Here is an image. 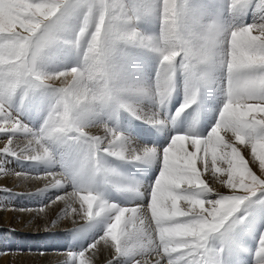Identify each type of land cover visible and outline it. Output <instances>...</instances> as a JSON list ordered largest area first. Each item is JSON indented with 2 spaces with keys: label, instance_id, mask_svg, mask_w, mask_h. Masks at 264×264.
Instances as JSON below:
<instances>
[{
  "label": "snow or ice",
  "instance_id": "snow-or-ice-1",
  "mask_svg": "<svg viewBox=\"0 0 264 264\" xmlns=\"http://www.w3.org/2000/svg\"><path fill=\"white\" fill-rule=\"evenodd\" d=\"M232 2L221 0V10L226 8L229 13ZM101 5L108 14L118 6L125 9L126 15L114 21L117 25L126 23L137 28L145 15L159 20L158 36H146L138 30L129 45L150 49L158 56L152 95L160 108L174 91L178 73L186 84L185 102L177 114L196 102L207 77L195 69L187 46L168 43L182 15L191 13L193 19L199 18L189 0H0V135L6 138L0 148V167L6 157L49 167L58 163L59 170H45V175L32 177L47 181L39 191H64L51 203L64 202L66 216L82 213L87 220L107 218L99 240L78 253L69 251L66 264H77L78 258L79 264H84L85 252L101 241L110 246L115 257H129L130 264H152L148 259L151 256L157 257L154 264H217L209 238L218 234L227 242L233 229L243 222L244 218L237 216L241 206L257 193H264V32L258 33L253 27L264 21V0H245L236 18L238 28L218 21L213 29L214 34L223 35L225 52L220 67L225 102L211 132L205 138L177 134L162 150L134 147L115 128L95 119L125 108L138 119L162 122L159 112L146 114L124 102V94L133 89L122 84L118 91L115 89L119 79L116 67L99 45L100 34L93 39L82 15L84 10L94 12ZM249 8L254 19L246 24L243 18ZM66 17L79 21L70 43L81 59L68 69L42 70L45 53L62 39ZM92 23H96L95 16ZM90 57H95V64H90ZM38 90L50 93L52 99L41 126L34 129L20 119V112ZM114 96L119 97V103ZM35 104L39 113L43 101L37 98ZM93 127H102L104 135H92L89 129ZM221 132H231L232 138L226 140ZM20 136L26 143L14 147V140ZM237 142L251 149L253 162H259V174L249 167ZM74 146L84 149L77 158L60 155L55 159V149L71 151ZM105 154L118 159L160 161L158 178L145 192L128 189L135 191L142 202L127 207L104 198L92 177L94 162L103 160ZM209 172L226 192L216 190L203 178ZM97 175H103L108 183L117 174L104 169ZM76 203L79 209L73 207ZM258 255L264 261V236Z\"/></svg>",
  "mask_w": 264,
  "mask_h": 264
},
{
  "label": "rangeland",
  "instance_id": "rangeland-1",
  "mask_svg": "<svg viewBox=\"0 0 264 264\" xmlns=\"http://www.w3.org/2000/svg\"><path fill=\"white\" fill-rule=\"evenodd\" d=\"M196 2L197 3L199 2V4H200V5L198 4V10L199 11H200V9L202 7L206 8V7L210 6V3H208L209 0H207V1L206 0H203V1L202 0L201 1L200 0H189V4H190L191 7H193L194 6L193 4L196 3ZM213 2H216V4L218 5V7L215 10V12H213V15L214 16L215 15L219 16V18H221V19L218 18V21L220 23L224 24V25H227L228 23H230L231 22V17L229 15V13L227 12L226 8L224 10H222L223 11V16H222V11H221V8H220L221 0H213ZM256 2H258V0H256ZM145 16H149L147 18L150 19L152 22H154L153 31L150 32V31H146L144 28H141L142 26H140V21L137 24V28H138V30H141L144 33V35L152 36V34L155 32V29L157 28L156 25H158V27H159L160 26V22H159L158 19L154 18L151 15H145ZM200 17L201 18H207V17H210V15H207V17H204V15H202L200 13ZM243 19H244V22L246 24H251L253 22L254 12H253L252 8H249L247 14L244 16ZM148 22H150V21H148ZM78 23H79L78 19L76 17H73L66 24L65 29L70 27L67 30L74 31V29L77 27ZM67 30L63 32V33H65V38L67 37V34H68ZM159 31H160V28L155 33L156 36L159 35ZM71 38H73V34L72 33L69 35V38H67V40L66 39L63 40V38H62L61 41L57 42L55 45H53L45 53L44 60H43V62L41 64L42 70H45V71H52V70L53 71H57V70L63 69L62 67H59V66H56L55 69H54V66L52 68V63L50 65L51 69H47L46 55H49L51 50L53 48H56V46L58 44H59L58 47L62 46L61 48H63L64 46L62 44L66 43V42H70L72 40ZM72 48H75V47L72 46ZM56 52L58 53V51H56ZM56 52L51 53V55H53L54 53L56 54ZM129 52H130V55H129ZM131 52H132V54H131ZM138 53H139V55H138ZM153 53H154V51H152L150 49L141 48V47L129 48V46H127L125 44H121V45L118 46V52H117V56H116V60H115V62H116L115 67H116V71H117L118 77H119L118 81L120 80L119 81L120 83L123 82V81L125 82V80L128 79V77L132 81L135 82V77L134 76L136 75L138 80H140V77H142L145 85H147V87H144L147 90V93H146L147 95L144 94L143 98L141 97V99H140L143 104L139 105L138 101L135 100V99H132V100L127 99V101H128L127 102L126 101V95L127 94L125 95V98H124L125 101L124 102L128 103V104H135L134 106H138V110H140V111H145V110L148 109L150 113H147V114H151V113H154V112H159L160 113V120L162 121V119H161L162 118V114L161 113L165 111L164 110L165 106L163 108H160V106L156 102L154 96L152 95V90L154 89L155 79H156V74H157V68H158V63H159V59H158L157 54L153 55ZM135 55H138L139 58L134 59ZM51 60H52V58H51ZM129 70H131L130 71L131 73H129ZM142 75H144L146 78H144ZM181 75L182 74L178 73L177 74V78L175 80V88L177 90L178 89H183L184 86H185V83L184 84H180L179 83V79H180ZM220 75H222V77H223L222 73H220ZM182 77H183V75H182ZM211 79H214L212 83H208L207 84L205 81L204 82L207 85H212L213 84V94L210 95L209 94L210 90L208 91V90L204 89L203 90L204 91V95L209 94V100L210 101L215 103L218 100H220V103H221L222 100H224V97L221 96V92L219 91V88H218V85H219L218 82L222 83L221 79H219V74L218 73H212L211 74ZM58 83L59 82H57V84ZM221 90H222V86H221ZM148 94H149V96H148ZM217 94H218V96H217ZM184 95H185V93H184ZM37 98H39L40 100L45 102L42 105V111H40L39 113H38V110H36L37 106L35 104V101L37 100ZM169 98L175 104L174 109L170 113L171 117H172V120H173L174 118H176L177 115L182 113V111H181V112H179V114H177L178 110L181 109V107L183 106V103L179 99H177L176 97H173L172 95ZM51 99H52L51 98V94L50 93H45L42 90H38L37 92L33 93L32 95L29 96L28 100L25 102V105L21 108L20 119L25 124L28 123V126L31 127V128H34V129L39 128L41 126L42 121H43L42 119L47 114V110H48L49 103H50ZM44 104L46 105V108L44 107ZM118 109H120V108H118ZM214 109H217V107L215 106ZM37 115H39L40 117L38 118ZM101 116H102V114H101ZM101 116H100V118H101ZM111 116H112V121L111 122H110L109 117L107 115H106L105 118L104 117L101 118L102 121H100V122H106V123L108 122L107 124L110 127L115 128L121 134L125 133V132H127V133L130 132L131 134H134L133 130L130 129L129 125H130V123H131V121L133 119H135L137 121L139 120L137 118V116L133 115L130 111H128L125 108H124L123 112L122 111H118V110H116L115 112H112ZM119 117H121V118H119ZM140 120H143V119H140ZM150 124H152L154 127H156V125H158V124H155V123H150ZM93 128H95V127H93ZM93 128H90L89 132H91V130ZM167 128H169V127H167ZM227 134H226L227 135L226 136L224 132H221V135L225 136L226 140L229 139V137H231V132H228ZM92 135H94V134H92ZM124 137H129L130 139L133 140V142H135L136 144L141 146V144L138 143L136 140H134L132 137H130V136H124ZM16 139H20V137H18ZM5 143H6V138L3 137L2 135H0V148H3ZM83 150H84L83 146H74L71 151L66 150L63 147H60V148L55 149V152L57 153V156L55 157V159L58 160L60 155H63L67 159H75L76 157H78L81 154V152ZM249 154L251 155V149L249 147H246V150L241 152V155L244 156L245 160L247 158V155H249ZM103 156L106 157L107 155L105 154ZM103 160H104L105 163L107 162L106 159H103ZM129 161H127V162H129ZM149 161L150 160H142V161H135V162H137V163L138 162L148 163ZM26 162H23V161H20V160H16L13 157L4 158L3 167H0V177L1 176H10L12 178H14V177L18 178L20 176L16 175L17 172H21L22 173L21 177L22 176H30V175H34V176H38V175L39 176H43V175H45L44 172H45V170H47L45 168L46 164H44V163H36V162H31V161H26ZM255 162L257 164L259 163L258 161H255ZM30 163H32V164H30ZM248 164H249V167H251L253 169V171H256L257 174H259V170H258L259 168L257 169L256 167H252L253 164L252 165L250 163H248ZM52 165H53V170H59L58 163L54 162ZM106 165L109 168H111V165H109V164H106ZM257 167H259V166L257 165ZM103 184L104 183L101 184L100 188H102ZM105 184L108 185L109 188L113 189L112 193L114 195L113 196L103 195V196H104V198H108L107 200H109V201L111 200L110 202H112L114 197L117 195V189L118 188H116V185L114 186L112 184V181L108 182V183H105ZM140 186L141 185H137V183H136L134 188L141 189ZM109 188H106L103 192L107 193ZM9 189H10V191L12 190L11 188H9ZM69 189L71 191V188H69ZM10 191H7L5 188H4V190H3V188H0V196L4 199L3 202L0 201V206L2 207V211L4 213L1 216V218L7 219V217H5V214L8 213V209L13 207V205L15 206V209H17L19 211L18 214L21 217H23V218L28 217L30 215V213L33 214L32 209H34L35 205H33L31 203H27V200H26L27 198L26 197L21 199V198H18L17 193H14L13 195H16V197H17L19 202H18V204L10 203L11 202L10 198L12 197V195H11L12 193H10ZM49 196L50 195H48L47 197H49ZM53 198L54 197H51V198L49 197V199H47L46 201L41 203L39 205L40 208L41 209L42 208H51L52 204H50V203H51V200ZM255 199L256 200L259 199L258 194H256L255 196L250 197V199L248 201H246L243 205H245V206L246 205H250V204H252L253 200H255ZM136 200H137V198H136ZM21 201H24L25 203L23 204ZM129 203H130L129 207L135 206L134 205L135 203H133L131 201ZM124 206H126V205H124ZM74 207H76V206H74ZM77 209H79V208H77ZM246 210L248 211V210H251V209L248 208ZM49 211H50V213L54 212L53 210H49ZM251 211H253V210H251ZM75 215H78V214H76V213L70 214V215H67L66 218H70L71 220H73ZM244 215H245V213H242L239 216L243 217ZM51 217L52 216L50 214H48V215H46L45 219L50 220ZM95 219L96 218H93L91 220L90 224L86 225V227L84 229L83 228L76 229L75 231L67 230L68 234H62L61 236L56 238L55 240L58 241V243H56L58 245V247H55L56 249L54 247H49V248L47 247L44 250L42 248H39L45 242V238L46 237L43 238L44 240H41V241H38V242H36V240H34V241H31V240L29 241L28 240V241H25V242H23L21 244H16V245L14 244V246L13 245L11 246L10 245L11 243L8 245L7 241L2 239V240H0V242H1L0 243L1 244L0 245V261H1V259L4 256H6L7 253H11L12 256H14L16 253L22 254V255H30L31 253H32V255L41 254V256L43 255V253H48V254H55L56 253L57 254L58 252H62V253H65L66 256H67L69 251L74 252V253H78V252H80V251H82L84 249H87L92 243L95 242V240H99V237L104 233L105 229L103 227H100V225H98L95 222ZM20 220L23 221L22 219H20ZM6 225H10V221L8 222V224L6 223ZM17 225H19V224H17ZM239 226H243L245 228L247 227V226H244L243 224H239ZM7 230L8 231H6V232L10 233V231H9L10 229L8 228ZM257 235H259V236H256V238L258 240H260L261 239L260 236L261 235L264 236V231H263V233L261 235L260 234H257ZM3 236L5 237V236H9V235L7 233H5ZM212 237L218 238V236H216V234H213ZM47 242L49 243V242H51V240H47ZM62 242H63V244H62ZM101 243H103V245H101ZM99 244H100V246L102 248L100 253L104 252L105 253L104 255L109 256V250L107 249L106 244L103 241H101ZM229 245H228V248H229ZM18 247H20V248H18ZM62 247H63V249H62ZM96 248H97V246H96ZM255 250L259 251V244H257ZM98 251H99L98 249L95 251V248L86 251L85 252V256L82 258L84 260V264H103L102 263L103 260H102V258H100L101 255L99 254ZM249 254H250V252L247 255H249ZM80 259L81 258H78L77 264H79ZM120 260L121 261H118V264L120 262H122V264H125V263H123L124 260H122V259H120ZM262 262H264V261L261 260L259 262V264H262ZM126 264H130V259L126 261Z\"/></svg>",
  "mask_w": 264,
  "mask_h": 264
},
{
  "label": "bare ground",
  "instance_id": "bare-ground-1",
  "mask_svg": "<svg viewBox=\"0 0 264 264\" xmlns=\"http://www.w3.org/2000/svg\"><path fill=\"white\" fill-rule=\"evenodd\" d=\"M208 3H210V6H208L206 8L202 7L200 9V11L198 10L199 2L194 3L193 4L194 6L191 8L193 9V11L196 13V15L198 17H200V13H201L202 15H204V17H207V15H210V17H207L204 19L215 18L218 20L219 16L213 15V12H215L218 5L216 4V2H213V0H209ZM142 24L145 25L146 28H148L149 26L150 27L152 26L151 22H148V21L143 22ZM80 55H81L80 52L76 48H72L71 45L67 44L63 48H60V51L58 53L56 52V54L55 53L53 54L52 63L56 64V65L58 64L57 66H59V65H62V62H64L65 64L71 65V67H73L79 63ZM56 65H54V69H55ZM71 67L69 66V68H71ZM62 68L63 69H61V70L65 69L64 67H62ZM131 70H129V73H131L130 72ZM142 76L144 78H146L144 75H142ZM134 77H135V82L132 81L129 77L126 80L124 79L125 82L122 80L123 81V82H121L122 85H125V86L133 89V91L125 93L123 99L125 98V95L127 94L126 95V101H127V99H130V100L135 99L138 101V104L141 105L143 103L141 102L140 99H141V97L143 98V95L147 93V90L144 88V87H147V85H145L142 77H140V80L137 79L136 75ZM213 80L214 79H211V75H210L209 77H207L205 82L208 84V83H212ZM148 96H149V94H148ZM124 101H125V99H124ZM43 103H45V102H43ZM130 105H132L134 108H136L138 110V106H134L135 104H130ZM18 106H19V104H18ZM44 107L46 108L45 104H44ZM138 111H140V110H138ZM142 112L146 113V114L150 113L148 109L145 111H142ZM37 117L39 118L40 116L37 115ZM95 119L98 122L101 121L100 116L96 117ZM27 125H28V123H27ZM90 133L94 134V135H100V136L104 135V131H103L102 127H95L91 130ZM125 138L127 140L131 141V143L134 147L139 146L138 144L133 142V140L130 139L129 137H125ZM25 143H26V139L23 136H20V139L14 140L13 146L14 147H16V146L23 147V145ZM139 147H144V146L142 145ZM237 147H238L239 151H241V152L246 150V146L243 144H239L238 142H237ZM247 158H246V161L248 163H250L251 165L253 164L252 167H256L257 169L259 168V167H257V165L259 166V163L257 164L256 162H253V158L250 154L247 155ZM23 162H26V161H23ZM30 164H32V163H30ZM45 168L47 170H53V165L51 167H49V165L46 164ZM110 169H112V168H110ZM115 173L117 175H116V177H114L112 179V183L121 186L122 185V177H121L122 175L119 172V169H116ZM32 177H35V176L34 175L22 176V177L20 176L18 178H16V177L12 178L10 176H1L0 177V188H3V190L5 188L7 191H10L9 188L12 189L10 191V193H12L11 194L12 197L10 198L11 202L9 201L10 203L18 204L19 201H18L16 195H13L14 193H17L18 198L23 199L24 197H26L27 203H31V204L35 205L34 209H32L33 214L30 213V215L26 218H23L18 214L19 211L17 209H15L14 205H13V207H11L9 205L11 208H9L8 213L5 214V217H7V219L1 218V216L4 213L2 211V207L0 206V240H2V239L6 240L8 245L11 243L10 245L14 246V244L15 245L21 244V243L28 241V240L29 241L30 240L31 241L36 240V242H38V241L44 240L43 238L46 237L45 242L39 248H42L44 250L47 247L48 248L49 247H54V248L58 247V245L56 244V243H58V241L55 240L56 238H58L62 234H68L67 230L75 231L76 229H81V228L84 229L86 227V225L90 224L91 220L83 219L82 213L75 215L73 220H71L70 218H66V215L64 214V209L67 207V205L64 202L50 203V204H52L51 208H42L43 210L41 211L40 210L41 208L39 206L41 203H43L44 201L49 199V197L50 198L54 197L56 194L64 195L65 192L64 191L57 192V190H49L47 192H41L39 190L44 188L47 181L33 179ZM203 178L206 179V181L209 183V185L214 187L216 190H222L225 192L227 191V189H225L219 183V181L211 175L210 172L204 173ZM98 185H100V183ZM116 188H118V187H116ZM67 191H70V189L68 188ZM48 195H50V196L47 197ZM82 195H84V194L82 193ZM0 201L1 202L4 201V199L1 196H0ZM21 202L23 204L25 203L24 201H21ZM113 203L121 205V206H124V205L127 206V204H126L127 202H125L123 197L116 199ZM73 206H76L77 208H79V203H76ZM93 207L95 209V205H93ZM49 210H53L54 212L50 213ZM48 214H50L52 216L50 220L45 219L46 215H48ZM20 219H22L23 221H21ZM9 221H10V225H6V223L8 224ZM95 222L98 225H100V227H103L104 229H106V226H107V218L106 217H104V216L97 217L95 219ZM16 223L19 225H17ZM239 227L242 228L243 240L246 241V247H244L242 249H238L234 245V243H231L229 245V248H228V251H229L228 256H230L231 259L235 258L238 263H245V264H248L249 261L254 258L252 264H258L260 256L258 255L259 251L255 250V248H256L255 242L258 244L259 240L256 238V236H259V235L253 234L252 231L247 227L246 228L243 226H239ZM8 228L10 229L9 230L10 233L6 232V231H8L7 230ZM5 233H7L9 236L4 237L3 235ZM261 237H262V235L260 236V238ZM235 239H236V236L234 238L230 239L229 241H232ZM47 240H51V242L48 243ZM62 244H63V242H62ZM101 245H103V243H101ZM106 246H107V249L109 250V256L104 255L105 254L104 252L100 253V251L102 249L100 244H97V248H95V251L97 249L99 250L98 252L101 255L100 258H102L103 264H110V262H111V264H118V261H121L120 259L124 260L123 263L126 264V261L130 259L127 256L115 257L113 254V250L110 248V246L108 244H106ZM20 247H18V248H20ZM62 249H63V247H62ZM248 250L250 252L249 255H247L249 253ZM249 258H250V260H249ZM148 259L150 261H152V264H154V261L157 259V257L151 256V257H148ZM67 261H68V256H66L65 253H62V252H58L57 254L56 253L55 254L43 253L42 256H41V254L32 255V253L30 255H22V254L16 253L14 256H12L11 253H7L6 256H4L1 259L0 264H66ZM119 264H122V262H120ZM262 264H264V262H262Z\"/></svg>",
  "mask_w": 264,
  "mask_h": 264
},
{
  "label": "clouds",
  "instance_id": "clouds-1",
  "mask_svg": "<svg viewBox=\"0 0 264 264\" xmlns=\"http://www.w3.org/2000/svg\"><path fill=\"white\" fill-rule=\"evenodd\" d=\"M245 0H233L232 6L229 10V15L232 18L229 23V27L232 29L238 28L239 24L236 22V18L239 17L240 8L243 6ZM167 3V0H165ZM86 25L92 29V37L96 39L97 34H100L99 45L106 52L112 61V65L115 66V60L118 52V46L121 44L129 45V39L132 34L137 33L138 29L134 25L122 24L117 25L114 21L120 15H126V11L123 7H116L112 10L111 14H108L106 8L101 5L95 9H86L82 13ZM96 17V23L93 25L92 18ZM107 16V19H106ZM73 17L63 18V23L66 25ZM218 22L217 19H193L191 13L188 15H182L179 18V24L176 28V34L170 38L168 43L170 44H184L192 53L194 60V67L200 72L202 77H209L212 73H222L220 62L224 56V43L222 34H214L213 29ZM257 32H264V21H260L253 25ZM103 28V31H102ZM79 31L82 33L84 27H80ZM235 32L233 31V35ZM87 54V53H86ZM179 54V51L177 52ZM90 64H95V57H90ZM89 67L86 64V68ZM91 76L88 77L90 81ZM184 83L186 81L184 79ZM115 89L118 91L121 87V83L116 81L114 84ZM118 103L120 102L118 96H114ZM243 102V101H241ZM80 105L78 104L77 107ZM227 134V133H226ZM229 137V139H231ZM104 169H110L104 160L94 162L93 179L96 183H106L103 175H97ZM74 207V206H73Z\"/></svg>",
  "mask_w": 264,
  "mask_h": 264
}]
</instances>
